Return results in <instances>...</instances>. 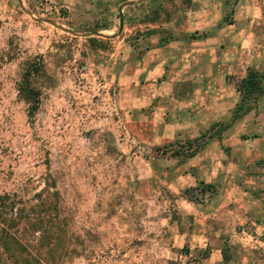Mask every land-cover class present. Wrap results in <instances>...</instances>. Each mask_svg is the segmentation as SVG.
I'll use <instances>...</instances> for the list:
<instances>
[{
  "label": "rangeland",
  "instance_id": "rangeland-1",
  "mask_svg": "<svg viewBox=\"0 0 264 264\" xmlns=\"http://www.w3.org/2000/svg\"><path fill=\"white\" fill-rule=\"evenodd\" d=\"M247 68L264 0H0V264H264V94L174 154L230 121Z\"/></svg>",
  "mask_w": 264,
  "mask_h": 264
},
{
  "label": "trees",
  "instance_id": "trees-1",
  "mask_svg": "<svg viewBox=\"0 0 264 264\" xmlns=\"http://www.w3.org/2000/svg\"><path fill=\"white\" fill-rule=\"evenodd\" d=\"M194 39L197 40L200 38ZM37 71L38 68L36 66H31V68L27 70L23 82L18 90L19 95H21L25 99L27 104H29L28 114L30 116H33L35 114L39 105V92L33 89L29 83L30 77ZM235 90L239 94V101L233 109L230 121L224 124H214L210 132L203 135L200 139L189 140L187 146H180L177 150L174 151L176 157H184L185 159L195 157L206 146L207 143L205 141V138L207 140L216 139L220 141L222 135L226 131H228L237 121L243 119L245 116L251 113L256 107L257 99L264 94V75L255 69L247 68L245 76L238 80V82L236 83ZM201 187V190L205 191L208 190V188H210L211 186L206 185L205 187H203V185L201 184ZM47 189H50V185L48 184ZM50 203L51 202L48 199H39V202L36 205H33V218H31L33 220V224L31 225L33 226V232H36L37 229H39V232L41 231V233L44 234V236L46 237L45 240L49 244V250H52L53 247L57 245L56 242L62 240L61 233L63 232V229H58L59 233L56 232L55 235L51 233L50 235V228L47 229L44 226V224H47V221L43 220L44 217H49L50 212L53 210ZM49 223L52 224V222ZM5 233L6 232H4L0 226V249L6 252L9 248L3 242V240L5 239L4 235H7ZM19 255V259L16 258L18 260L32 259L31 251L25 247H20Z\"/></svg>",
  "mask_w": 264,
  "mask_h": 264
},
{
  "label": "crops",
  "instance_id": "crops-1",
  "mask_svg": "<svg viewBox=\"0 0 264 264\" xmlns=\"http://www.w3.org/2000/svg\"><path fill=\"white\" fill-rule=\"evenodd\" d=\"M219 257H220V252H219V250L215 249V250H213L211 255L206 260H213V259L218 260Z\"/></svg>",
  "mask_w": 264,
  "mask_h": 264
},
{
  "label": "water",
  "instance_id": "water-1",
  "mask_svg": "<svg viewBox=\"0 0 264 264\" xmlns=\"http://www.w3.org/2000/svg\"><path fill=\"white\" fill-rule=\"evenodd\" d=\"M119 10H120L119 18L121 19L120 25H119V32H121L122 31V28H123V22H122L121 9H119Z\"/></svg>",
  "mask_w": 264,
  "mask_h": 264
}]
</instances>
